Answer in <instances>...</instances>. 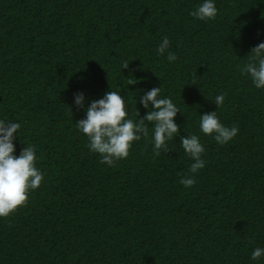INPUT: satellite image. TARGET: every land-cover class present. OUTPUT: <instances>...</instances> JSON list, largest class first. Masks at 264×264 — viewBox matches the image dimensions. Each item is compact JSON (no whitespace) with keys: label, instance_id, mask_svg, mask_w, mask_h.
Instances as JSON below:
<instances>
[{"label":"trees","instance_id":"1","mask_svg":"<svg viewBox=\"0 0 264 264\" xmlns=\"http://www.w3.org/2000/svg\"><path fill=\"white\" fill-rule=\"evenodd\" d=\"M200 2L0 0V118L21 123L16 155L34 145L45 173L27 206L0 219V264H264L250 259L264 247V90L240 72L264 42V0H216L208 22L189 15ZM164 36L172 64L155 51ZM154 87L182 113L169 152L154 158L142 139L101 164L75 126L85 112L74 94L87 107L119 91L142 118L139 97ZM214 111L239 127L229 144L199 132V114ZM191 134L206 166L186 189L180 140Z\"/></svg>","mask_w":264,"mask_h":264},{"label":"clouds","instance_id":"2","mask_svg":"<svg viewBox=\"0 0 264 264\" xmlns=\"http://www.w3.org/2000/svg\"><path fill=\"white\" fill-rule=\"evenodd\" d=\"M189 15L204 22L215 20L218 15L216 0H201ZM155 51L169 64L177 60L167 36L161 39ZM247 58L240 69L241 75L247 77L257 90H264V42L254 47ZM128 66L129 62H125L123 69ZM129 85H134L130 79ZM161 89L154 87L139 97V103L146 110L142 118L136 105L135 116L131 115L128 101L119 91H107L101 99L92 100L87 107L85 94H74L75 107L85 112V117L75 126L78 133L86 137L89 152L99 155L101 164L113 167L126 160L133 145L142 139L150 138L154 158L162 152H169V143L180 136V126L175 118L181 111L170 97L162 95ZM225 99L226 93L215 95L217 111L224 106ZM217 111L199 114V132L223 146L238 136L239 127L226 126ZM22 135L20 122L0 118V219H8L20 208L26 207L30 194L45 181V173L37 167L39 158L34 145L24 144L23 150L16 155L14 141ZM180 146L192 163L188 174L183 175L179 183L190 189L195 186L199 172L206 166L203 158L206 149L197 134L181 137ZM250 259L253 262L264 259V247L254 248Z\"/></svg>","mask_w":264,"mask_h":264}]
</instances>
